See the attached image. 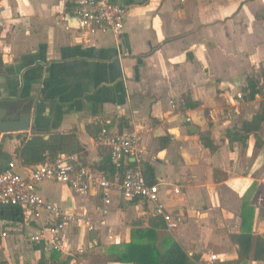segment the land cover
Segmentation results:
<instances>
[{
  "label": "crops",
  "instance_id": "0c3cea01",
  "mask_svg": "<svg viewBox=\"0 0 264 264\" xmlns=\"http://www.w3.org/2000/svg\"><path fill=\"white\" fill-rule=\"evenodd\" d=\"M119 2L129 13L116 38L82 30L73 0H0V105L19 102L31 113L29 131L1 141L0 169L13 159L19 172L28 171L15 154L19 135L49 138L75 131L84 146L77 154L80 163L101 171L100 163L110 157L98 139L102 129L140 130L143 170L146 164L154 167L176 227L169 229L143 201L112 192L106 203L102 192H74L83 199L74 205L60 192L73 191L69 186L45 181L40 187L45 198L87 221L69 224L61 260L94 264L87 250L108 256L110 247L131 241L133 230L149 228L151 218L162 223L157 244L172 235L199 257L192 264H203L211 254L220 262L236 259L230 235L241 231L244 205L254 208V230L264 234V122L246 142L230 139L264 102V90L253 100L244 91L250 75L264 86V0ZM185 94L199 106L187 107ZM1 222L0 234L5 228L10 236L0 235V264H17L14 257L22 252L37 261L53 254L29 242L40 222L27 216L24 222ZM104 264L130 263L108 258Z\"/></svg>",
  "mask_w": 264,
  "mask_h": 264
},
{
  "label": "built area",
  "instance_id": "2783aa9c",
  "mask_svg": "<svg viewBox=\"0 0 264 264\" xmlns=\"http://www.w3.org/2000/svg\"><path fill=\"white\" fill-rule=\"evenodd\" d=\"M73 3V13L82 30L116 38L125 30L129 8L119 0H73ZM171 105L173 108L178 106L174 100H171ZM98 139L109 148L115 169L113 173L85 166L80 163L77 154L67 153L53 159L48 157L34 166H26V173L17 170V162L13 159L0 170V212L8 206H18L24 209L27 218L40 222L35 231L29 234V242L63 251L66 246L64 235L69 224L87 223L82 216L64 210L60 204L45 198L40 191L45 181L65 184L80 194L102 192L106 196V203L111 202L109 195L112 192L119 193L126 200L143 201L149 206L151 214L164 217L169 229L176 227V219L167 212L161 199L159 184H149L146 179L142 167L146 152L142 131L115 133L105 127ZM1 221L0 225L3 226ZM0 235L6 238L10 232L3 228ZM84 252L85 248L78 251L79 254ZM220 260L218 254H211L203 264H216Z\"/></svg>",
  "mask_w": 264,
  "mask_h": 264
},
{
  "label": "trees",
  "instance_id": "16d2710c",
  "mask_svg": "<svg viewBox=\"0 0 264 264\" xmlns=\"http://www.w3.org/2000/svg\"><path fill=\"white\" fill-rule=\"evenodd\" d=\"M147 1V0H145ZM3 66V60L0 56V68ZM247 85L244 87L250 100L262 94L264 86L260 83V78L256 75H250L246 79ZM184 99L189 108L199 106V102L191 99L190 95L185 94ZM264 122V102L260 112L254 116L251 121H244L241 131L234 130L235 136L231 140L239 139L246 142L251 132L259 131ZM231 131L228 132L230 134ZM231 135V134H230ZM20 144L15 150L16 157L24 166H34L44 162L48 157L56 158L61 153L78 154L83 152L84 146L79 141L75 131L68 133H55L45 138L42 134H34L30 137L19 135ZM165 137L160 138L163 144ZM203 144L214 148L210 138L203 137ZM5 168V167H4ZM2 168V169H4ZM99 169L109 173L114 172V166L110 157L103 160ZM1 170V169H0ZM145 176L149 184H156L155 169L152 165L146 164ZM254 208L244 205L242 211V228L238 233H233L230 238L237 245L238 258L226 260L216 264H249L250 262L264 261V234L254 230ZM26 214L24 209L18 206H8L0 212V219L24 222ZM157 221V222H155ZM156 218H151V226L147 229H137L132 231V239L124 245H114L109 248L108 258L112 262L130 263V264H192V259L199 260V257L190 256L183 245L172 235H166L158 245V232L156 227L162 225ZM164 225V224H163ZM161 246V247H160ZM123 248V249H121ZM38 264H65L61 260V253L54 250L49 259L40 258Z\"/></svg>",
  "mask_w": 264,
  "mask_h": 264
},
{
  "label": "water",
  "instance_id": "95a60500",
  "mask_svg": "<svg viewBox=\"0 0 264 264\" xmlns=\"http://www.w3.org/2000/svg\"><path fill=\"white\" fill-rule=\"evenodd\" d=\"M31 128L30 108L19 102L8 106L6 103L0 105V144L1 141L11 133L27 132Z\"/></svg>",
  "mask_w": 264,
  "mask_h": 264
},
{
  "label": "rangeland",
  "instance_id": "374dc122",
  "mask_svg": "<svg viewBox=\"0 0 264 264\" xmlns=\"http://www.w3.org/2000/svg\"><path fill=\"white\" fill-rule=\"evenodd\" d=\"M23 134H25V133H23ZM6 136L7 137L14 136V134L6 135ZM62 191H63V194L64 195H66L67 197H69V199H71V200H73L75 202V203L73 202L74 205H76V203H78V205H79V203L82 202V200H83L82 197L78 196L76 193H74V191H71L67 187H64L62 190H60L61 193H62ZM129 222H131V220ZM0 229H1V227H0ZM102 250H104V249H102ZM95 252L96 251H93L92 253H89V250H87V253H86L87 254V257L89 259H92V262L94 264H102V263L104 264V263H106V261L108 259V256H106L105 253L104 254H102V253L100 254L99 253V254L95 255L94 254ZM22 253L21 254L20 253H17V256L14 257V261H17V264H19L20 260H22V259H23V264H33V263L34 264H38L37 263V258H35L32 254H28L29 252L28 253L22 252ZM21 256H25L26 258L25 259L24 258H21ZM3 257H4V255L0 252V262H2V258ZM249 264H251V262ZM261 264H264V263H261Z\"/></svg>",
  "mask_w": 264,
  "mask_h": 264
},
{
  "label": "flooded vegetation",
  "instance_id": "af4514ba",
  "mask_svg": "<svg viewBox=\"0 0 264 264\" xmlns=\"http://www.w3.org/2000/svg\"><path fill=\"white\" fill-rule=\"evenodd\" d=\"M12 105H13V104H10V105L8 104V106H12Z\"/></svg>",
  "mask_w": 264,
  "mask_h": 264
}]
</instances>
